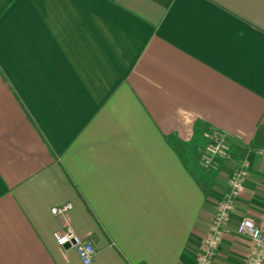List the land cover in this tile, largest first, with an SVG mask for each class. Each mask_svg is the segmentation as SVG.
<instances>
[{
    "label": "crops",
    "instance_id": "obj_1",
    "mask_svg": "<svg viewBox=\"0 0 264 264\" xmlns=\"http://www.w3.org/2000/svg\"><path fill=\"white\" fill-rule=\"evenodd\" d=\"M241 160L211 264L264 213V0H0V264H195Z\"/></svg>",
    "mask_w": 264,
    "mask_h": 264
},
{
    "label": "built area",
    "instance_id": "obj_2",
    "mask_svg": "<svg viewBox=\"0 0 264 264\" xmlns=\"http://www.w3.org/2000/svg\"><path fill=\"white\" fill-rule=\"evenodd\" d=\"M205 135L207 141L201 148L200 159L204 165H208L215 155L224 156L228 153L229 140L225 132L216 129L206 132ZM247 171V162L241 160L231 175L226 193L218 200L212 224L204 235L195 264H211L214 251L226 230L235 198L244 188ZM71 207V202H65L51 206L50 210L55 215L64 216ZM236 231L246 234L251 239V247L244 264H264V213L260 220L244 215L239 219ZM55 241L58 245L69 244L75 248L85 263H89L95 254L93 242L83 238L69 225L64 230L56 232Z\"/></svg>",
    "mask_w": 264,
    "mask_h": 264
},
{
    "label": "water",
    "instance_id": "obj_3",
    "mask_svg": "<svg viewBox=\"0 0 264 264\" xmlns=\"http://www.w3.org/2000/svg\"><path fill=\"white\" fill-rule=\"evenodd\" d=\"M67 245V244H66ZM69 245V244H68Z\"/></svg>",
    "mask_w": 264,
    "mask_h": 264
}]
</instances>
